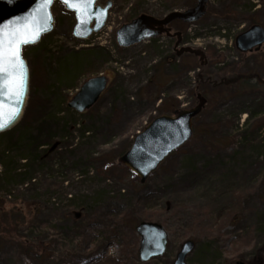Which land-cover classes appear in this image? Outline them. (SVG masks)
Here are the masks:
<instances>
[{"label":"rangeland","instance_id":"rangeland-1","mask_svg":"<svg viewBox=\"0 0 264 264\" xmlns=\"http://www.w3.org/2000/svg\"><path fill=\"white\" fill-rule=\"evenodd\" d=\"M111 1L106 27L86 41L73 36L74 15L56 1L54 30L23 50L29 101L16 127L0 138V264H104L108 257L143 264L123 252L119 240L106 241L103 224L99 229L93 222L112 205L136 223L164 225L168 249L149 264H172L187 239L196 245L188 264H255L264 248V44L242 54L234 40L252 24L264 27V0H209L202 20L174 22L184 43L206 51L205 68L193 56L177 57L167 37L120 48L115 36L141 13L161 18L196 0ZM79 49L80 66L63 72L64 64L75 66L71 56ZM100 74L109 80L98 102L80 114L68 108L80 86ZM197 95L206 103L194 121L197 131L148 177L143 191L127 168L106 165L156 117H177L172 106H196ZM240 194L246 200L219 229V213ZM13 208L30 213L15 224L13 211L5 216ZM250 231L249 246H235ZM21 235L47 241L49 257L25 256L16 243Z\"/></svg>","mask_w":264,"mask_h":264},{"label":"water","instance_id":"water-1","mask_svg":"<svg viewBox=\"0 0 264 264\" xmlns=\"http://www.w3.org/2000/svg\"><path fill=\"white\" fill-rule=\"evenodd\" d=\"M60 1L64 7L75 13L76 25L73 28V34L76 38L86 40L88 37L97 33L98 30L106 25L108 9L112 2L109 0L105 7L97 5L98 0H93L88 4L87 8L80 6L79 13L74 10L78 5L68 6ZM54 0L51 5H46L43 0H0V25H6L9 21H16L17 18H22L21 23L26 26L27 32L33 30H41L38 43L46 33H50L54 29V16L51 8L54 5ZM208 9V0H197L195 7L186 9L184 12L173 11L168 14L163 20L154 18L146 14H141L137 18L124 23L117 31V42L119 45L126 47L132 44L140 43L143 39L163 36H176L174 50L177 55L181 56L186 53L198 58L199 64L204 67L208 64L205 51L200 48L180 47L182 42L181 32L170 33L171 29L167 26L175 19H180L183 22H195L204 17ZM50 13L51 19L48 15ZM264 42V28L259 25H253L249 30L239 34L236 38V47L242 51H251L252 46L258 48ZM34 43V44H36ZM28 44V45H34ZM27 46V45H25ZM23 46V48L25 47ZM23 52V50H22ZM23 56V54H22ZM24 61H27L23 57ZM30 70L27 65V90L24 101L21 107L20 115L13 120L6 128L0 130V133H5L16 127L22 119L28 103L30 94ZM5 74V83L7 82ZM107 78L103 75L100 77L91 78L85 82L79 92L73 96L68 107L75 109L77 112H83L89 109L99 100V96L106 89ZM3 119L7 123L9 113L11 111V100L7 90L3 93ZM204 101L201 99L198 107L189 110H183L178 114V117L171 116L157 117L151 124L146 126V129L137 134L133 144L120 159L127 167L138 175L144 181L148 175L156 171L158 165L173 151L179 149L180 146L190 140L193 133L192 118L201 110ZM78 216V214H77ZM137 234L141 236L139 258L143 262H147L153 257L162 256L166 250L168 235L164 227L154 222H140L136 229ZM194 248L193 242L186 241L182 249L177 253V257L173 264H186L187 254Z\"/></svg>","mask_w":264,"mask_h":264},{"label":"trees","instance_id":"trees-1","mask_svg":"<svg viewBox=\"0 0 264 264\" xmlns=\"http://www.w3.org/2000/svg\"><path fill=\"white\" fill-rule=\"evenodd\" d=\"M89 53V52H88ZM87 53V54H88ZM80 54H84V49H79L77 53L72 54V60H73V64L75 66L71 67L70 65H66L64 64L62 67L63 72L65 71H69V69H77L78 66H80V64L82 63V58ZM89 56V54H88ZM257 84V83H255ZM248 85L250 86L249 88L253 89V87L255 85H250L248 83ZM244 88L245 85L243 83ZM241 88V87H240ZM239 88V91H243L244 88L242 87L241 89ZM174 112L178 111V109H176V106H172L171 107ZM209 131V128H206L205 131ZM201 132V133H203ZM11 132H5L4 134H0V138H5L7 135H9ZM128 148V146H127ZM125 148V149H127ZM123 150L121 154H119V156H116V159H107V164L109 167L113 168V167H119L121 166V163H119L118 159L119 157H121L126 150ZM48 152L44 151V153L46 154ZM117 160V161H116ZM143 185H139V187L137 188V191H143L144 190ZM141 188V189H140ZM139 191V192H140ZM263 194V193H262ZM237 203L232 206L230 209H227L225 211H221L219 213V218L221 219L222 217L223 220H219V229L223 228L224 226H226L227 223H232V219L236 216L237 214V210H236V206H238V208L241 206V200L246 198V195L240 194L236 197ZM264 199V196L262 197ZM140 200V199H138ZM137 200V201H138ZM246 200V199H245ZM243 202V201H242ZM138 204V203H137ZM117 208V209H116ZM121 208V209H119ZM97 209H101V208H97ZM17 210V211H14ZM33 210V209H32ZM30 210V211H32ZM14 213V217L13 220L16 224L17 221L22 222L24 220V216L29 214V211H25V209H11L9 210V212L5 213V216H7V214H9L10 212ZM2 213V207L0 205V214ZM4 217V215H1L0 217ZM94 220L93 222L96 223L97 221H99V223L97 224V227L99 229H101L102 224H103V235H105L104 237L106 238V241H110V239L112 240H116L121 243V247L123 248V252L125 253H131L135 259L137 258V251H138V243H139V238L138 236H136L135 234V228H136V221L135 219H133V217H131V215H127V210H123L122 207L118 206V205H112L109 206V208L106 210V213L103 214V212L97 211L96 214H94ZM2 217V218H3ZM6 222V220H4ZM102 221V223H101ZM0 223L2 222V219L0 218ZM95 226V224H94ZM101 226V227H100ZM10 231V230H9ZM209 232V231H207ZM11 233V232H10ZM9 233V234H10ZM252 233L253 231L248 232L247 234H242L238 237V240L235 242V246L238 247H242V246H246L248 247L249 244L251 243V238H252ZM90 235V234H89ZM12 237H14L12 235ZM28 237V238H27ZM18 236L19 240L16 241L18 247L20 248V250L24 253L25 256L29 257V258H34L36 259V261L39 262H43L44 260H46L49 255H50V251H49V243L43 239H40L38 237H33L31 236V238L29 236ZM89 237V236H88ZM263 251L264 248L261 247L259 250L256 251L257 257L255 258V264H260V260H263ZM104 264H121L120 259H113L112 257H108V259L105 260Z\"/></svg>","mask_w":264,"mask_h":264},{"label":"snow or ice","instance_id":"snow-or-ice-1","mask_svg":"<svg viewBox=\"0 0 264 264\" xmlns=\"http://www.w3.org/2000/svg\"><path fill=\"white\" fill-rule=\"evenodd\" d=\"M53 0H43L51 5ZM68 6L78 5L74 8L78 13L80 6L87 8L93 0H62ZM51 19L50 13L48 15ZM22 18L0 25V130H3L15 120L21 112V107L27 90V65L22 56L23 46L34 44L39 39L41 30L27 32L26 26L21 23ZM5 74L7 82L5 83ZM8 91L11 100V111L7 123L3 119V93Z\"/></svg>","mask_w":264,"mask_h":264},{"label":"flooded vegetation","instance_id":"flooded-vegetation-1","mask_svg":"<svg viewBox=\"0 0 264 264\" xmlns=\"http://www.w3.org/2000/svg\"><path fill=\"white\" fill-rule=\"evenodd\" d=\"M170 39V38H169ZM183 39H184V37H183ZM170 40H172L173 41V44H174V39H170Z\"/></svg>","mask_w":264,"mask_h":264}]
</instances>
